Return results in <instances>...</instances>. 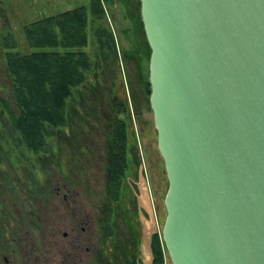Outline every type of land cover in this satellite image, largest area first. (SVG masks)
Masks as SVG:
<instances>
[{"label":"water","instance_id":"95a60500","mask_svg":"<svg viewBox=\"0 0 264 264\" xmlns=\"http://www.w3.org/2000/svg\"><path fill=\"white\" fill-rule=\"evenodd\" d=\"M172 264H264V0H140Z\"/></svg>","mask_w":264,"mask_h":264},{"label":"rangeland","instance_id":"374dc122","mask_svg":"<svg viewBox=\"0 0 264 264\" xmlns=\"http://www.w3.org/2000/svg\"><path fill=\"white\" fill-rule=\"evenodd\" d=\"M12 1L18 5L16 9L18 20L22 17L28 18V13L37 15L36 11L40 16H44L55 14L68 6H71L68 8L71 9L90 4V0H74L72 5L66 0H32V6H35L36 11H33L31 6L28 11L26 7H23V0ZM40 1L42 6L38 5ZM0 3H4L3 5L6 7L10 6L7 0H0ZM16 13L14 12L15 16ZM105 24L111 28L110 31L114 38L108 30H105L98 33V41L95 38L91 40L87 50L91 54L99 51V53L97 52L99 57L95 56V61L98 64L97 70L95 66L94 75L93 72L89 75V87L80 92L77 107H72L69 126L54 132L57 138L52 141L54 144L52 153L36 158L27 150H23L24 153L12 150L11 153L10 149L7 150L6 147L0 148V154L4 160L0 164V264H21L19 247L15 253L13 248H16V245L12 243L11 238H17L20 227L26 228L29 233L27 227L32 224L35 215L41 214L48 221L50 235L57 229L60 231V239H63L62 231H69L67 214H64L62 209L57 211L56 207H54V211L47 212L46 196L49 192L56 190L68 192L71 189L72 192L80 193L79 197L84 198V200L81 198L82 210L85 201L87 212L96 216L97 219L96 226H86V233L81 234L82 229L77 226L71 231V236L66 240L63 239V243H60V248L64 247V251H72V259L69 264H105V258L111 256L113 251L114 254L127 251L122 250L124 247L122 242L130 238L127 227L121 221L119 226L120 241H118L121 246L115 251L114 237L109 236L110 243L105 244L104 242L101 216L105 215L109 200L107 189L109 142L107 134L110 130L111 119L115 117L113 103L119 101L117 96L124 101L126 100L125 96L129 97V92H132L131 81H135L138 77V67L135 62H128V66L124 62L123 65L120 63L118 66L115 61V56L124 49L129 50L133 42L130 32L126 31V27L131 26V22L126 18L121 3H116L113 14L109 15ZM21 26L22 22H17L14 30L21 33ZM97 42L100 43L101 48H98ZM143 67L148 68L146 61H143ZM118 73H120L119 76ZM119 77L121 80L123 79L121 84L117 80ZM10 82L4 57L0 54V90L3 94L8 93V90L1 87L9 88ZM90 83L96 86H92ZM146 86L148 87L146 91L149 94V81L144 87ZM115 89L116 91L113 92ZM149 97L147 99L143 97L142 105L145 104V110L142 115L137 116L134 124L138 135L137 139H141L140 148L145 163L148 201L151 209L146 196L136 188L137 185L134 181H130L129 192L135 194L136 202H131L133 196L126 202V206H121L129 208L132 203L135 210L138 208L139 211L136 218L139 264H148L144 254L146 242L155 230L163 229L166 218L164 198L168 189V179L164 160L157 144V130ZM17 155L19 157L15 159ZM113 205L114 203L111 202L110 207H114ZM151 212L154 214L153 219ZM38 226L40 225L37 224V227L30 228V230L34 232L39 228ZM75 235L83 236L79 239L82 249L76 246ZM90 240L93 242L92 251L88 253L86 247ZM18 242L20 241L18 240ZM49 243L52 245L51 239ZM56 248L57 244H55ZM61 255L57 258L59 259ZM4 256L10 259L9 263L5 262ZM69 257L68 255L66 258L67 264ZM118 259V262L122 263L126 257L120 254ZM112 261H114L113 258H111ZM167 264H172L169 255H167Z\"/></svg>","mask_w":264,"mask_h":264},{"label":"trees","instance_id":"16d2710c","mask_svg":"<svg viewBox=\"0 0 264 264\" xmlns=\"http://www.w3.org/2000/svg\"><path fill=\"white\" fill-rule=\"evenodd\" d=\"M7 1L9 7L0 3V54L4 57L11 82L9 88L1 87L8 90V93L3 94L0 90V148L6 147L11 153L12 150L19 153L27 150L33 157L39 158L52 153V141L57 138L54 132L69 126L72 107H77L80 92L89 87V75L95 73V58L94 53H89L87 48L93 38L99 40L98 33L101 31L108 30L113 37L111 28L105 22L108 21L109 15L113 14L116 0H90L89 6H76L71 9H68L71 7L68 6L55 14L44 16H40L35 6H32V0H23V7L28 11L30 6L33 7L37 15L28 13V18L22 17L20 20L17 19L16 13L18 5L12 0ZM66 1L72 5L74 0ZM39 4L42 6L41 1ZM136 12L135 22L132 20L133 26L137 27L138 39L144 36L148 52L134 51L131 56L139 61L141 69H144L139 80L143 88L149 81L151 48L141 16V2ZM17 22H22L21 33L14 30ZM97 45L101 48L99 42ZM141 47L142 44L138 49ZM140 55H143L142 59ZM143 61L148 63V68L143 67ZM90 85L96 86L93 83ZM142 95L146 99L149 97L143 89ZM113 108L115 117L111 119L107 134V189L109 201L114 203V207L106 210L102 230L104 235L114 237L115 251L121 246L118 241L119 226L122 222L127 227L130 238L122 242V250H127L126 252L114 254L113 251L105 260L108 264H139L136 227L139 211L132 205L137 198L129 191L130 183L134 181L136 188L142 191L148 201L141 139H137L134 124L137 116L144 113L145 107L138 106L134 101L133 106L128 101H115ZM1 163L3 161L0 154ZM129 200L132 202L131 206L122 208L121 206H126ZM153 215L151 212L152 219ZM162 230H155L146 242L144 254L148 264H167L169 253ZM120 254L126 257L122 263L118 262ZM110 257L114 261L111 262Z\"/></svg>","mask_w":264,"mask_h":264},{"label":"flooded vegetation","instance_id":"af4514ba","mask_svg":"<svg viewBox=\"0 0 264 264\" xmlns=\"http://www.w3.org/2000/svg\"><path fill=\"white\" fill-rule=\"evenodd\" d=\"M117 2H119L123 5L124 12L126 13L127 18L131 22V26H127L126 31H128L127 33L130 32L133 42H132L131 48L129 50L124 49V50H122V52L119 53V55L115 56V61H117L118 66L120 63L123 65L124 62L126 64V66H128V62H135L136 63L135 65H137V67H138V77L135 79V81H133V80L131 81L132 92H129V97L125 96V99H126L125 101L126 102L128 101L129 104L132 106H133V101L137 102V104L141 103L140 105H142V99H143V97H145L142 95V89L146 91L148 88L147 86L146 87L143 86V88H142V85H140V81H139L140 80V74H142L144 69L142 70L140 65H139V61H137L136 59H132V56H131L132 53H134V51L137 53L142 52V51L148 52V46H145L144 36H141L140 39H138L137 27L133 26V22H135V18L137 17L136 9L138 10V8H139L140 0H116V3ZM132 20H133V22H132ZM113 37H114V35H113ZM140 44H142V47H141V49H138ZM95 56L99 57L97 52H94L93 57L95 58ZM139 57H140V59H142L143 55H140ZM119 58H120V60H119ZM95 66H96V70H97L98 64L96 63V61H95ZM119 75H120V73H118V76ZM117 80L120 84L123 82V79L121 80L120 77L117 78ZM127 84H128V82H127ZM114 91H116V89L113 90V92ZM149 91H150V89H148V92ZM147 95L149 96L148 93H147ZM117 98L119 99V101L125 102L124 100H122V98H119V96H117ZM143 107H145V104L143 105ZM17 157H19V156L17 155L15 157V159H17ZM1 158H2V161L4 162L2 156H1ZM144 165H145V163H144ZM79 195H80V193H76V191L72 192V190L69 189L68 192H66L64 190L51 191L48 193V196H46L47 206H48L47 212L48 213L50 211H54V207H56L57 211L59 209H62L63 213L67 214V221L69 224L68 230L69 231H66V230L62 231V237L64 240H66L68 237L71 236V231H73L77 226H80V228L82 229V231H81V234H82V233H86V226H88V225L96 226V224H97L96 216H93L90 212H87L88 209L86 207L85 201H84L83 210H82L81 198H83V197H79ZM83 200H84V198H83ZM110 204L111 203L108 200L107 208H106L107 210L110 208ZM101 218H102V222H103L104 215H102ZM33 219L34 220H33L32 224L27 227V228H29V233L27 232L26 228L20 227V232H18L19 235H17V238H15V237L11 238L12 243H14V245H16V248H13L15 253H17V247H19V255H20V258L22 260L21 264H57V263L58 264H67L66 258L68 257V255L70 256L68 259V264H69V261L72 259V251L71 250H69V251L65 250L64 251V249H63L64 247L60 248V243H63V239H60V237H59L60 231L59 230L57 231V229H56L52 233V235H50V232H49L50 225L48 224V221H46L42 217L41 214L35 215ZM35 220H36V222L34 223ZM37 224L40 225V226H38L39 228L35 229V231L32 232L30 230V228L37 227ZM63 228H64V226H63ZM104 236H105V238H104L105 244H107L108 242L110 243V241L108 240V238H110V237L108 235H104ZM82 237H83L82 235H78V236L75 235V239L77 242L76 246H79L81 249H82V247H81V243H80L79 239ZM50 239L52 240V245H50V243H49ZM18 240L20 242H18ZM0 242H1V239H0ZM92 243H93L92 240H90L88 247H86V250L88 253H91V251H92ZM55 244H57L56 249H55ZM13 249H12V251H13ZM60 254H62V255L58 259L57 257L60 256ZM95 255H96V251H95ZM3 259L5 260V262H8V263L10 262V259L7 256H4ZM11 261L13 262V260H11ZM105 264H108L107 261Z\"/></svg>","mask_w":264,"mask_h":264}]
</instances>
